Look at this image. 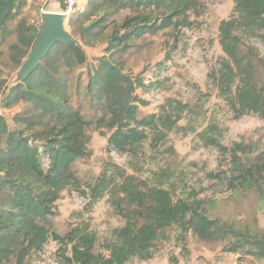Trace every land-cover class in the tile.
Wrapping results in <instances>:
<instances>
[{"label": "trees", "instance_id": "obj_1", "mask_svg": "<svg viewBox=\"0 0 264 264\" xmlns=\"http://www.w3.org/2000/svg\"><path fill=\"white\" fill-rule=\"evenodd\" d=\"M61 2L65 7L66 0ZM26 6L27 0H0V104L28 105L14 115L12 126L0 114V264H24L50 240L64 255L69 253L66 258L73 264H129L135 257L151 259L155 242L173 227L206 243L228 240L226 251L264 259L263 231L213 217L202 199L176 198L162 184H149L111 161L90 186V196L96 201L108 195L125 223L105 238L103 251H97L99 238L89 223L57 232L56 202L65 190L79 188L73 165L90 153L91 126L109 132L111 151L133 158L146 150L159 152L169 133L182 127L178 124L192 108L180 100L169 99L157 112H143L150 102L137 91L159 87L162 81L146 83L145 70L129 72L124 55L147 35L191 27L189 15L199 16L203 3L87 0L68 20V30L81 44L56 43L25 81L5 90L4 50L8 61L20 67L39 36L41 22L31 19ZM103 42L105 54L90 62L87 48ZM219 42L224 55L209 75L220 96L236 118L255 113L264 119V55L258 46L264 43V0H234L231 15L219 24ZM160 64L157 69L166 68ZM83 66L88 77L84 88L78 74ZM74 84L89 103L87 112L83 102L72 101ZM205 132L200 135L207 142L213 137ZM220 149L227 168L212 172L211 178L229 191L264 197V147L241 141Z\"/></svg>", "mask_w": 264, "mask_h": 264}, {"label": "rangeland", "instance_id": "obj_2", "mask_svg": "<svg viewBox=\"0 0 264 264\" xmlns=\"http://www.w3.org/2000/svg\"><path fill=\"white\" fill-rule=\"evenodd\" d=\"M201 1L203 12L199 16L189 15L191 27H170L155 35H147L124 55L129 72L138 74L145 70L146 83L156 79L162 81L159 87L137 91L150 102L142 108L143 112H157L159 106L169 99L189 104L192 111L178 124L182 127L169 133L166 146L159 152L146 150L140 158L111 151L108 148L109 132L91 126L88 130L90 153L77 159L73 165L79 188L65 190L56 202L53 224L58 233L64 234L81 222L89 223L99 238L96 249L103 251L105 238L110 237L114 228L125 223L123 212L108 195L96 201L90 196V186L109 161L149 184H162L176 198L202 199L213 217L234 222L241 228L264 232V197L254 191H229L211 178L212 172L227 168L228 160L221 153V145L230 148L243 141L264 147V119L255 113L236 118L209 75L224 55L219 42V24L231 15L234 0ZM66 17L69 29V16ZM106 46L107 43L103 42L88 47L89 61L95 63L96 58L105 54ZM258 46L264 55V43H258ZM4 51L6 64L2 65L1 78L5 81V90H8L18 81L21 66L8 61V51ZM158 63L166 68L157 69ZM78 74L82 75L81 86L84 88L88 82L86 67H80ZM72 101L74 104L83 102L87 112L89 103L83 92L75 91V84ZM0 105V114L11 126L14 115L28 107L23 102L10 108ZM203 131L213 138L207 142L202 140L200 134ZM227 245L228 240L206 243L192 233L182 234L173 227L155 242L151 259L135 257L129 264H264L263 258L226 251ZM67 256L69 253L64 255L60 245L50 240L42 251L33 254L24 264H73Z\"/></svg>", "mask_w": 264, "mask_h": 264}, {"label": "water", "instance_id": "obj_3", "mask_svg": "<svg viewBox=\"0 0 264 264\" xmlns=\"http://www.w3.org/2000/svg\"><path fill=\"white\" fill-rule=\"evenodd\" d=\"M42 18L39 36L18 72L20 81H25L38 68L56 43L81 44L67 29L65 13L45 12Z\"/></svg>", "mask_w": 264, "mask_h": 264}, {"label": "crops", "instance_id": "obj_4", "mask_svg": "<svg viewBox=\"0 0 264 264\" xmlns=\"http://www.w3.org/2000/svg\"><path fill=\"white\" fill-rule=\"evenodd\" d=\"M62 0H27L26 12L32 20H39L42 22L43 13H64V6ZM77 8L85 7L87 0H77Z\"/></svg>", "mask_w": 264, "mask_h": 264}, {"label": "built area", "instance_id": "obj_5", "mask_svg": "<svg viewBox=\"0 0 264 264\" xmlns=\"http://www.w3.org/2000/svg\"><path fill=\"white\" fill-rule=\"evenodd\" d=\"M77 0H66L64 13L66 16H70L73 14L78 8Z\"/></svg>", "mask_w": 264, "mask_h": 264}]
</instances>
